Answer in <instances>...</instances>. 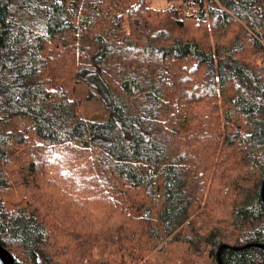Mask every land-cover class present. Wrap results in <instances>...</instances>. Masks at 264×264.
<instances>
[{"label": "trees", "instance_id": "trees-1", "mask_svg": "<svg viewBox=\"0 0 264 264\" xmlns=\"http://www.w3.org/2000/svg\"><path fill=\"white\" fill-rule=\"evenodd\" d=\"M154 1L0 0V243L27 264H264V0Z\"/></svg>", "mask_w": 264, "mask_h": 264}, {"label": "rangeland", "instance_id": "rangeland-1", "mask_svg": "<svg viewBox=\"0 0 264 264\" xmlns=\"http://www.w3.org/2000/svg\"><path fill=\"white\" fill-rule=\"evenodd\" d=\"M153 6L157 8H163L164 2L162 0H157L153 2ZM259 57H252L250 61L252 63L260 62ZM5 129L12 130L13 128L21 129L25 132L29 131L32 128V120L26 117L11 116L4 119ZM24 262V261H23ZM26 263V262H25Z\"/></svg>", "mask_w": 264, "mask_h": 264}, {"label": "water", "instance_id": "water-1", "mask_svg": "<svg viewBox=\"0 0 264 264\" xmlns=\"http://www.w3.org/2000/svg\"><path fill=\"white\" fill-rule=\"evenodd\" d=\"M262 199L264 201V181L262 185ZM251 246H258L261 248H264L262 245H254V244H249L245 246L244 248L251 247ZM225 248V246L221 247L218 251V260L220 264H223L222 259H221V254L222 250ZM0 264H27L23 262L20 258H18L13 252L8 250L6 247H4L0 243ZM37 264H49L43 259L39 258Z\"/></svg>", "mask_w": 264, "mask_h": 264}, {"label": "built area", "instance_id": "built-area-1", "mask_svg": "<svg viewBox=\"0 0 264 264\" xmlns=\"http://www.w3.org/2000/svg\"><path fill=\"white\" fill-rule=\"evenodd\" d=\"M258 59H260V58H258ZM252 63V62H251ZM262 63V59H260V62H258V63H252V64H261Z\"/></svg>", "mask_w": 264, "mask_h": 264}]
</instances>
